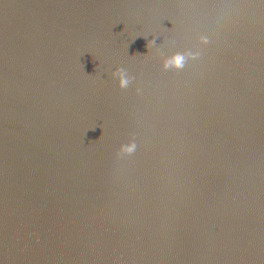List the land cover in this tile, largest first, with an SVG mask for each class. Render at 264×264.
I'll return each instance as SVG.
<instances>
[{
  "label": "water",
  "instance_id": "95a60500",
  "mask_svg": "<svg viewBox=\"0 0 264 264\" xmlns=\"http://www.w3.org/2000/svg\"><path fill=\"white\" fill-rule=\"evenodd\" d=\"M0 264H264V0H0Z\"/></svg>",
  "mask_w": 264,
  "mask_h": 264
},
{
  "label": "clouds",
  "instance_id": "9594fccd",
  "mask_svg": "<svg viewBox=\"0 0 264 264\" xmlns=\"http://www.w3.org/2000/svg\"><path fill=\"white\" fill-rule=\"evenodd\" d=\"M183 60H184V58L182 56H180V55L174 56L171 60L166 61L165 67L169 66L170 64L175 66V67H177V68L182 67ZM128 82L129 81L127 79L121 77V79H120V87H122V88L126 87ZM128 150L130 151L131 149H128Z\"/></svg>",
  "mask_w": 264,
  "mask_h": 264
}]
</instances>
